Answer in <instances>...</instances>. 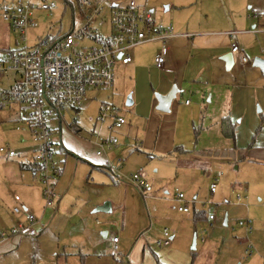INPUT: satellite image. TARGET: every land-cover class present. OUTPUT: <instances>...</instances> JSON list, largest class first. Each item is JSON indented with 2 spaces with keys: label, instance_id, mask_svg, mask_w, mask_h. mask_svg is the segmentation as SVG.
I'll list each match as a JSON object with an SVG mask.
<instances>
[{
  "label": "rangeland",
  "instance_id": "1",
  "mask_svg": "<svg viewBox=\"0 0 264 264\" xmlns=\"http://www.w3.org/2000/svg\"><path fill=\"white\" fill-rule=\"evenodd\" d=\"M18 1L0 0V8H11ZM20 1L24 6L29 1L39 7L42 0ZM44 1L55 7L49 11L34 10L37 27L25 33L29 48L36 46L39 40L67 34L72 25L78 30L84 23L81 13L85 10L76 0ZM132 1L148 12L153 11L151 18L156 25L171 26L173 34L178 33L175 25L162 21L157 15L173 14L174 11L168 8L181 0ZM261 4L264 5V1ZM101 7L91 28L107 35L109 9L106 4ZM190 10L174 15L176 25L199 22ZM248 17L257 19L262 25L253 30L248 28L252 34L264 31V13L252 15L249 12ZM236 30L240 31L238 28L229 31ZM233 40L231 44L236 41ZM21 45L17 35L0 19V54L3 49L14 50ZM154 48L153 44L147 43L130 49L129 55L144 68L132 72L116 63L113 87L88 92L90 99L80 107L77 115L78 134L68 129L74 112L62 114L65 125L60 141L69 154H59V134L55 133L56 160L63 175L61 180L56 179V199L49 208L45 205L37 177L19 169L20 164H29L33 158L31 150L21 152L22 146L17 144L19 130H24L25 126L18 121L14 109L0 110V148L8 144L18 149V156L14 158L0 153V231L8 234L18 225L25 226L22 211L13 213L14 208L22 205L36 222H40L39 226H34L35 239L21 236L13 249L7 251L0 247V264H156L155 261L163 264H264V123L260 117L264 116V109L255 102L256 99L251 102L250 94L255 95L254 89L258 88L260 101L264 99V74L258 69L235 63L234 74L225 81L229 85L222 84L215 89L212 101L208 100L209 92L196 98L191 88L182 90L177 104L182 106L187 100L194 108L182 111L178 117L173 146H181L192 155L189 166L182 162L183 158L167 154L164 147L152 152L154 138L149 129L139 131L133 138L119 133L106 135L99 131V123L95 125L102 111L106 116L110 115L104 105L118 109L125 117L127 127L136 125L135 115L148 113L149 99L157 93L159 76L152 63ZM261 51L264 53V46ZM253 59H248L249 64ZM233 84L252 90L238 92L232 103ZM128 96L132 105L126 107ZM225 116L235 122L234 142L221 134L220 120ZM51 126L53 128L54 122ZM99 136L115 139L119 147L115 150L104 147L101 156L104 161L97 165L91 159H98L95 153L100 144ZM23 138L28 140L24 134ZM119 148L126 151L124 156L118 154ZM106 154L109 160H105ZM130 155L132 158L126 162ZM178 162L182 163L177 166ZM88 163L123 170L113 172L117 177H113L112 182L103 173L92 172V175ZM138 173L149 186L145 199L130 185L131 176ZM125 183L139 197L140 206L134 195L126 192L124 187H118L119 184L126 186ZM211 184L216 185L213 194L208 191ZM178 194L189 203L188 214L177 211L174 197ZM15 197L21 205L15 203ZM96 197L113 205L110 212L91 213L90 200ZM124 204L125 209L122 208ZM201 212L202 217L194 222V214ZM210 215L212 221L208 220ZM240 222L248 224L250 231L245 232L244 227L239 226ZM164 230L173 239L167 249H157L155 244L161 240ZM101 232H106L105 238ZM113 237L120 240V255L113 254ZM136 244H139L140 252L129 259ZM141 248H144L143 254Z\"/></svg>",
  "mask_w": 264,
  "mask_h": 264
},
{
  "label": "built area",
  "instance_id": "2",
  "mask_svg": "<svg viewBox=\"0 0 264 264\" xmlns=\"http://www.w3.org/2000/svg\"><path fill=\"white\" fill-rule=\"evenodd\" d=\"M77 3L85 10L84 14L81 13L83 25L78 30L72 27L57 41L39 40L33 48L27 47L25 38L28 30L37 27L33 12L36 8L49 11L55 7L54 4L42 0L39 7L29 1L24 6L19 0L11 8H0V19L23 44L10 54H0V110L14 109L18 121L23 122L25 126L22 131L29 135V149L33 154L31 164L35 166L34 174L42 188L47 208L51 207L56 199V179L61 172L60 164L56 160L57 141L53 136L65 124L62 114L78 110L87 100L89 91L111 89L114 82V66L116 63L127 65L131 62L128 55L130 49L147 43H159L154 65L160 71L166 70L165 41L175 36L171 26L156 25L150 12L137 6L132 0H77ZM105 4L109 9L108 34L101 35L91 28V22ZM230 52L239 55L241 64L248 62L235 43L231 45ZM103 107L110 115L106 116L102 111L98 121L108 117L114 129H119L126 123L118 109L108 105ZM52 122L58 124V129L52 128ZM69 130L73 134L80 131L75 117L71 119ZM99 140L100 147L108 149L117 144L115 139ZM0 153L7 158H14L18 156V149L6 144L0 148ZM129 181L145 198L144 194L149 189L147 182L139 174L132 175ZM208 191L210 194L215 193L216 185L211 184ZM14 200L19 204L17 197ZM174 201L177 203L178 212L189 213V203L184 200L182 194L176 195ZM237 201H240L239 197ZM21 211V207L13 209L14 214ZM24 220L25 226L18 225L8 234L0 231V242L15 236L35 238L36 220L26 211ZM208 220L212 221L213 216H208ZM239 226L244 227L245 232L250 231L246 223L240 222ZM111 241L113 254L119 255L118 238L113 237ZM169 244L170 236L164 230L156 245L160 248Z\"/></svg>",
  "mask_w": 264,
  "mask_h": 264
},
{
  "label": "crops",
  "instance_id": "3",
  "mask_svg": "<svg viewBox=\"0 0 264 264\" xmlns=\"http://www.w3.org/2000/svg\"><path fill=\"white\" fill-rule=\"evenodd\" d=\"M182 1L183 0H181V2L179 1L180 3H175L176 5H173L168 8L169 10L172 9L174 11L173 14L171 13L169 15H165L164 17L160 13H158L157 15V17L160 18L162 21L171 22L173 25H175L174 27L178 31V33L174 34L175 35L174 37L169 38L165 41V44H167L166 45L167 55L165 57V69L166 70L160 71L155 67L154 57L159 51L160 44L151 43L155 46L154 50L152 51V55H153L152 63L154 67L158 70V74H159L158 86H156L157 89H155L157 93L155 94L165 95L171 90L172 86H176L177 88V93L175 95V98L172 100V102L169 105V111L167 113L157 111L155 109L157 106V102L153 95L151 97V100L149 99L148 113L146 115H142V114L135 115V119H136L135 126L127 127L126 126L127 122H126L119 129H114L112 127V122L110 118L108 117L103 121H98L97 119L95 125L99 123V131L104 132L106 135L119 133L122 135H128L129 137H133V138L135 137V135L139 133V131L145 132V131H148L149 129L153 133V138H154L153 145L151 146L152 152H155L154 150H157L158 148L161 149V147H164L165 149L168 150L167 154H173V155H177V158L179 157L183 158L182 162L185 161L186 164L189 166L192 162L190 158L193 159L191 157L192 155H190V153L186 155H182L179 153L178 154L173 153V150L175 148L177 147L182 148L181 146H173V142H174L173 137H174L175 128L177 126L176 122L181 112L189 111L193 105L189 103L187 100H185L183 105L180 106L179 103L177 104L176 99L180 95H182V90L184 88L189 87L191 88L192 94L196 98H199L202 95V93L203 95H206L207 92H209L208 100L212 101L213 100L212 94L215 89H217L222 84L224 86L229 85L225 81L228 78L230 79L232 75L234 74L235 67H236L235 63L241 64L239 61L240 58H239V55L232 54L234 57V64L232 68H230L229 70H226L225 63L221 60V57H223L224 55L228 53H231L230 48L232 45L231 42L234 41L233 39L236 40L235 44L240 47L241 54L245 56L247 60L249 58H256V57L264 58V53H262L261 51V47L264 46V31H260L258 32V34H252L249 31V29L253 30L255 28L261 27L262 25L261 26L259 25L258 23L259 21L257 19L248 17L249 12L252 15H260L261 13H264V5L261 4V2H263L264 0H195L194 2L192 0H189V1L186 0L183 2ZM136 5L141 7L137 3ZM185 9H191L190 10L191 15L196 17L197 20L199 21L196 25H192V21L190 24L189 22H187L186 24L176 25L174 15H176L178 11H182ZM149 12L150 14H152L153 11H149ZM192 12L196 14H193ZM33 17H34V13H33ZM232 28H238V30L240 31H237V30L229 31ZM231 32L234 34L229 35V33ZM63 36H58V38L52 37L51 40L57 41ZM130 58H131V62L129 64L127 65L120 64V65L127 67V69H129V71H132V72H136L144 68L142 65L137 63L136 58H133L131 56ZM242 65H247V67L249 66L252 68L251 63L249 64V60L246 64H242ZM246 89H248V91L252 90V88L234 86L232 94H231V98L233 100L232 103H235L236 98H237L236 96L237 93L242 90L244 91ZM254 91L256 93L255 95L252 92H250L251 98H252L251 102L253 103L252 100L256 99L255 102L258 101V103H260V106L264 109V99L260 101L259 95H258L261 91H259L258 88L254 89ZM262 93L264 94L263 90H262ZM89 99L90 98H88L87 96V100L85 102H87ZM186 102H188V104H186ZM79 111H80V108L75 111H69V112H74L73 117L76 118V121H77V115ZM260 112L261 111L258 110L259 114ZM260 117H261V122H262V118L264 116H260ZM224 118H228L230 120V122L233 125L234 131H235V122L233 119H230L229 116H225L220 120V131H221V121ZM55 125H57L56 128H55ZM63 126L60 128V131L57 132L59 134V143H60L58 146V152L59 154H62V153L69 154L63 148V146L61 145V141H60V134L63 129ZM58 127H59L58 124L54 122L53 129H58ZM68 129H69V126H68ZM19 133H20V136L17 139V144L22 146L19 149V151L26 152V150H30L29 149V146H30L29 135L23 131ZM92 133H94V130ZM23 134L24 136L26 135L28 137L27 141L29 142V144L27 141L24 140ZM170 135H171V139H170ZM107 137L108 136H104L103 138H107ZM99 138H101V136H99ZM118 147L116 144L115 147H112L110 149L115 150ZM135 147L137 146L135 145ZM97 148L98 149L95 155L98 156V159L93 157L91 159V162L98 165L104 161V159L101 157L104 147H100V144H99ZM98 152L100 153L97 154ZM117 152L118 154L120 153V156H124L126 153V151L123 150L122 148L117 149ZM104 156H105V160H109L108 154ZM131 158H132V155L128 156L127 159L125 158L126 162L130 160ZM118 161L121 162V160H118ZM182 162H178L176 165L178 166ZM106 163L108 164V161ZM88 164L91 168L90 173L92 172L96 174L103 173L106 177H109L108 179L112 182L114 180L113 177H117V175H114L113 172L117 173L123 170L122 169L121 171L120 170L115 171L113 167L111 168L106 167L104 164H102V166H94L91 163H88ZM24 171L31 172L32 176H35L34 172H32L30 169L24 170ZM94 173H92V175ZM62 175H63V170H61L60 172L59 180H61ZM139 175L143 178L141 173ZM57 183L58 181L56 182V184ZM124 185L126 186H122L121 184H119L118 187L120 186L124 187V190L126 192H129L130 195H134V197L138 201V206H140L139 197L137 196V194H135V192L130 187L131 183L130 185L126 183ZM133 189L137 192V190L134 187ZM150 197L152 200L154 199L152 198V196ZM103 200L105 199H101L100 197H96L90 200V208H92L91 213H93V210L96 207L101 206L103 204L104 202ZM19 204L21 205V203ZM152 204H154V202H152ZM112 207L113 205L111 204L110 209ZM21 208L23 210L22 213L24 217V212L26 210L24 209L23 205ZM122 208L125 209L126 204H124ZM199 214L197 215L194 214V218H193L194 222L197 220V218L200 217ZM39 223L40 222H37L36 225L39 226ZM106 235H107L106 232H101L102 238H105ZM20 238L21 236L11 237L10 239L6 241L0 242V247H5L4 250H7V251L10 249H13L14 246L18 244ZM35 238H30V239H35ZM172 239L173 237L170 238V241ZM159 241L160 240H158L157 242ZM119 244H120V240H118V245ZM169 245L167 247H160V248L157 247L156 245V248L157 249H167ZM138 246L139 244H136V246L134 247L132 251L133 253L129 257V259H131L134 255H136V252L139 251ZM143 252H144V248H141V253L143 254ZM127 258H128V255H127ZM155 263L163 264L162 262H158V261H155Z\"/></svg>",
  "mask_w": 264,
  "mask_h": 264
},
{
  "label": "water",
  "instance_id": "4",
  "mask_svg": "<svg viewBox=\"0 0 264 264\" xmlns=\"http://www.w3.org/2000/svg\"><path fill=\"white\" fill-rule=\"evenodd\" d=\"M221 60L225 63L226 70L232 68L234 64V57L231 53H228L223 57H221ZM251 66L253 68L258 69L262 74H264V59L254 58L251 62ZM176 93H177L176 86H172L171 90L165 95L154 94V98L157 102V106L155 109L159 112L167 113L169 111V105L172 102V100L175 98ZM131 105H132V101L130 99V96H128L125 102V106L129 107ZM109 211H110V205L109 203L105 202L101 206L96 207L93 210V213H108ZM223 225L224 226L226 225V216L224 217ZM194 242H195V238L193 239V245Z\"/></svg>",
  "mask_w": 264,
  "mask_h": 264
},
{
  "label": "trees",
  "instance_id": "5",
  "mask_svg": "<svg viewBox=\"0 0 264 264\" xmlns=\"http://www.w3.org/2000/svg\"><path fill=\"white\" fill-rule=\"evenodd\" d=\"M63 36V35H62ZM55 38H58V36H55ZM2 52L4 54H10L13 52V50H10L9 48L7 49H3ZM2 53V54H3ZM262 123H264V117L262 118ZM221 133L223 135L224 138L226 139H229L231 140L232 142H234V139H235V135H234V128H233V125L232 123L230 122V120L228 118H224L222 121H221ZM173 153H179V154H182V155H186L188 154L189 152L187 151H184L182 148L180 147H177L173 150ZM19 169L20 170H31L32 172L35 171V166L34 164H20L19 165ZM203 215V213H200L199 216L201 217Z\"/></svg>",
  "mask_w": 264,
  "mask_h": 264
}]
</instances>
